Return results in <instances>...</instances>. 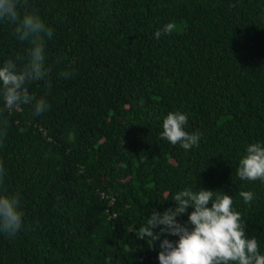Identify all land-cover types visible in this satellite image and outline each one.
<instances>
[{"label": "trees", "instance_id": "16d2710c", "mask_svg": "<svg viewBox=\"0 0 264 264\" xmlns=\"http://www.w3.org/2000/svg\"><path fill=\"white\" fill-rule=\"evenodd\" d=\"M29 3L53 32L51 87L27 84L49 107L0 112V193L23 213L15 236L0 232V264H159V241L137 232L186 188L230 195L264 255V182L236 174L247 146L264 145V0ZM27 47L0 21V66ZM177 111L198 146L161 138Z\"/></svg>", "mask_w": 264, "mask_h": 264}, {"label": "clouds", "instance_id": "9594fccd", "mask_svg": "<svg viewBox=\"0 0 264 264\" xmlns=\"http://www.w3.org/2000/svg\"><path fill=\"white\" fill-rule=\"evenodd\" d=\"M0 21L13 26L16 39L28 45L25 56L18 55L0 66V101L3 103L0 112L20 111L22 106L30 105L33 114L39 115L49 105L43 97L30 94L27 84L43 81L46 87H51V69L45 67L44 50L46 39L53 34L52 29L31 8L29 0H0ZM174 28L175 24L169 22L154 36L159 39L172 33ZM63 75L67 78L71 73ZM186 124L185 114L169 112L162 120L161 138L172 145L179 144L184 150L198 146L200 133H188L184 130ZM0 125L6 128L7 120L0 121ZM4 135L6 132L0 130V137ZM236 174L242 181L264 182V145L257 142L247 146L238 161ZM3 175L0 166V180ZM239 196L246 204L253 200L251 191H240ZM172 201L174 208L162 213L152 211L137 232V239H150V247L159 241V264H264L257 240L247 236L246 224L241 214L233 210L230 195L218 190L186 188L178 191ZM185 213L187 221L180 222L178 218ZM22 220L18 194L0 193V232L15 236L23 226ZM167 236L176 239H161Z\"/></svg>", "mask_w": 264, "mask_h": 264}]
</instances>
